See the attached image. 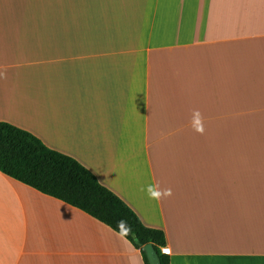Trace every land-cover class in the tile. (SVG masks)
Masks as SVG:
<instances>
[{"label":"crops","instance_id":"0c3cea01","mask_svg":"<svg viewBox=\"0 0 264 264\" xmlns=\"http://www.w3.org/2000/svg\"><path fill=\"white\" fill-rule=\"evenodd\" d=\"M0 122L162 231L169 264H264V0H0ZM0 264L143 262L0 172Z\"/></svg>","mask_w":264,"mask_h":264},{"label":"trees","instance_id":"16d2710c","mask_svg":"<svg viewBox=\"0 0 264 264\" xmlns=\"http://www.w3.org/2000/svg\"><path fill=\"white\" fill-rule=\"evenodd\" d=\"M0 172L36 192L75 208L98 221L139 250L151 244L160 264H169L163 252L164 233L145 227L137 215L74 158L46 147L36 136L0 122Z\"/></svg>","mask_w":264,"mask_h":264},{"label":"water","instance_id":"95a60500","mask_svg":"<svg viewBox=\"0 0 264 264\" xmlns=\"http://www.w3.org/2000/svg\"><path fill=\"white\" fill-rule=\"evenodd\" d=\"M141 250L144 252L148 264H160L158 255L151 244L142 246Z\"/></svg>","mask_w":264,"mask_h":264},{"label":"rangeland","instance_id":"374dc122","mask_svg":"<svg viewBox=\"0 0 264 264\" xmlns=\"http://www.w3.org/2000/svg\"><path fill=\"white\" fill-rule=\"evenodd\" d=\"M90 38V37H89Z\"/></svg>","mask_w":264,"mask_h":264}]
</instances>
